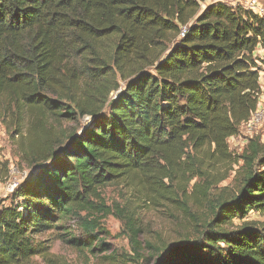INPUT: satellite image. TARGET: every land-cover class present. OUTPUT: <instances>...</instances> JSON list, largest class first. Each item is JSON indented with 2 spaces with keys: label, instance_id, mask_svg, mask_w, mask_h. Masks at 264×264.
Instances as JSON below:
<instances>
[{
  "label": "trees",
  "instance_id": "trees-1",
  "mask_svg": "<svg viewBox=\"0 0 264 264\" xmlns=\"http://www.w3.org/2000/svg\"><path fill=\"white\" fill-rule=\"evenodd\" d=\"M205 2L0 0V123L32 169L0 207V264H68L57 241L109 252L102 191L119 184L175 203L197 236L163 250L125 223L132 255L108 264H264L248 219L264 214V142L229 145L259 108L264 17Z\"/></svg>",
  "mask_w": 264,
  "mask_h": 264
},
{
  "label": "rangeland",
  "instance_id": "rangeland-1",
  "mask_svg": "<svg viewBox=\"0 0 264 264\" xmlns=\"http://www.w3.org/2000/svg\"><path fill=\"white\" fill-rule=\"evenodd\" d=\"M212 1L214 0H206L203 7L205 8ZM255 57L261 72H264V50L258 48ZM262 109H264V103ZM90 121L89 118H84L81 123L87 126ZM64 127L71 130L74 125L66 123ZM253 137H261L264 142V121L251 130L247 126H242L240 135L229 140L231 150L236 154H241L248 140ZM234 168L237 169L236 166ZM228 170L229 166H220L214 172L224 174ZM31 172L32 169L22 161L17 147L12 143L5 127L0 123V207L10 204L9 199H11L12 193L9 192V186L11 183L17 181L20 184L29 177ZM233 176L234 173H231L230 178L220 184L219 188L231 186ZM102 193L107 205L112 208V214L102 221L109 236L104 234L99 237L110 246V251L94 255L88 250L78 251L66 243L55 242L52 253L61 257L68 264H108L104 257L111 255H115L120 262H128L126 257L132 255V245L124 232L125 223L134 222L140 226L142 231L140 240L144 245L147 242L150 246L163 250L164 247L187 239L194 240L197 236L196 227L189 222L183 212H179L175 203L155 195H140L138 192L132 191L128 185L123 184L109 186ZM193 211L200 218V222L206 217L204 211L196 208L195 205H193ZM120 216H124V220H121ZM248 219L264 221V214L252 212ZM47 236L48 234H42L38 236V239L44 240ZM148 255L156 256V253L145 248V257ZM134 264H146V262L141 260ZM148 264H153V262Z\"/></svg>",
  "mask_w": 264,
  "mask_h": 264
},
{
  "label": "built area",
  "instance_id": "built-area-1",
  "mask_svg": "<svg viewBox=\"0 0 264 264\" xmlns=\"http://www.w3.org/2000/svg\"><path fill=\"white\" fill-rule=\"evenodd\" d=\"M248 10H251L253 12L255 11L257 15L264 17V8L260 7L256 0H253L248 3ZM184 33L185 30L182 31V35H184ZM260 84H261V96H260L259 108L257 112L252 116L251 120L245 125L250 130L264 121V109H262V104L264 103V72H260ZM18 185L19 182L17 181L11 183V185L9 186V192L13 193V191L18 187Z\"/></svg>",
  "mask_w": 264,
  "mask_h": 264
},
{
  "label": "crops",
  "instance_id": "crops-1",
  "mask_svg": "<svg viewBox=\"0 0 264 264\" xmlns=\"http://www.w3.org/2000/svg\"><path fill=\"white\" fill-rule=\"evenodd\" d=\"M214 1L228 2V3H231L233 5H241L242 4L241 6H243L246 9H248V3L253 1V0H214ZM243 1H244V3H241ZM256 1L258 2L260 7L264 8V0H256Z\"/></svg>",
  "mask_w": 264,
  "mask_h": 264
}]
</instances>
